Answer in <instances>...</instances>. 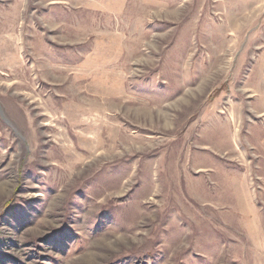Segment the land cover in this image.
Returning <instances> with one entry per match:
<instances>
[{
  "label": "rangeland",
  "instance_id": "obj_1",
  "mask_svg": "<svg viewBox=\"0 0 264 264\" xmlns=\"http://www.w3.org/2000/svg\"><path fill=\"white\" fill-rule=\"evenodd\" d=\"M0 264H264V0H0Z\"/></svg>",
  "mask_w": 264,
  "mask_h": 264
}]
</instances>
